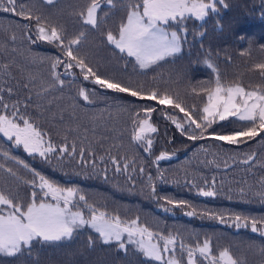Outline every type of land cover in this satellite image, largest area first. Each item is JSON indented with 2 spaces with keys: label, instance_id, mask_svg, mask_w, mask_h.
I'll list each match as a JSON object with an SVG mask.
<instances>
[{
  "label": "trees",
  "instance_id": "1",
  "mask_svg": "<svg viewBox=\"0 0 264 264\" xmlns=\"http://www.w3.org/2000/svg\"><path fill=\"white\" fill-rule=\"evenodd\" d=\"M88 2L55 0L48 5L44 0H18L17 7L23 5L33 15L42 14L51 23L63 26L70 37L85 31L86 38L75 54L85 58L102 78L133 88L143 86L145 92L157 90L178 97L193 118L198 119L196 110L206 97L191 90L207 87L214 80L204 63L209 56L224 84L241 83L246 89L264 85V78L254 69V65L264 63V0H224L227 7L218 3L219 10L204 21L186 20L181 26L187 28L181 33V52L148 69H139L104 38L108 31L117 34L119 24L126 18L123 6L128 0H114V6L101 0L99 29L82 28L76 15ZM13 35L15 41L11 40ZM56 57L66 59L55 43L36 40L34 20L0 10V65L12 64L11 77L0 73V87L7 83L15 89L11 97L5 94V101H23L31 94L30 114L38 116L37 102L50 110L37 119L48 134L45 139H50L55 147L66 144L69 151L73 144L76 147L72 156L51 154L45 160L24 153L0 135V190L17 192L25 202L32 191L37 192L31 184L24 183L33 179V173L24 172L22 165L11 159L14 156L40 174L45 170V177L59 187L77 189L78 195H84L88 204L101 211L119 215L122 220L139 217V223L154 232L176 236L177 256L180 243L194 247L207 239L212 255L230 248L247 264H264V236L259 231L252 232L250 226L251 220H256L258 228H264V223H259L264 221V197L258 194L264 191V133L239 145L212 139L213 131L226 135L241 130L244 122L230 118L214 124L204 139L190 140L191 131L182 134L167 118L172 115L188 128L179 109L101 88L91 79L85 80L79 68L69 70L72 75H67L63 66L58 67L56 71L65 81L64 87L51 90L42 101H37L35 90L30 93L22 85L29 72L50 80V63ZM80 89L88 93V101L79 96ZM145 107L156 109L150 122L157 128L151 134L153 145L147 152L132 140L133 121L144 118ZM53 113L57 114L55 118ZM192 129L196 134L200 131L195 125ZM81 148L83 158L79 154ZM161 153L171 157L156 160ZM249 155L253 159L244 163ZM111 157H116L120 172H116ZM125 163L130 165L127 171L123 170ZM9 168L16 177L7 172ZM200 189L215 190L217 195L202 196ZM168 199L186 204L176 207ZM193 211L194 215H187ZM235 216L247 217L248 226L236 227ZM89 237L93 238L91 245ZM127 247L125 254L116 243L105 245L94 232L83 228L70 240L35 243L30 252L26 250L17 257L0 255V264H159L144 258L131 245ZM197 264H209V260L197 256Z\"/></svg>",
  "mask_w": 264,
  "mask_h": 264
},
{
  "label": "snow or ice",
  "instance_id": "2",
  "mask_svg": "<svg viewBox=\"0 0 264 264\" xmlns=\"http://www.w3.org/2000/svg\"><path fill=\"white\" fill-rule=\"evenodd\" d=\"M44 3L52 5L55 0H44ZM106 3L114 6V0H106ZM218 3L227 7L224 0H128V3L123 6L126 18L119 24L118 33L113 34L112 31H108L104 38L107 44L113 45L120 53L134 58L141 69H148L181 52L182 37L176 28L186 32L187 28L181 27L186 20L195 18L204 21L211 13L219 10ZM17 5L18 0H6V3L5 0H0V10L12 12L29 21L34 20L36 40L48 44L55 43L66 57L65 60H61L59 57L52 59L50 80H45L31 72L27 74L26 82L22 87L29 90L30 93L35 90L37 101H42L51 90L64 87L65 81L56 71L58 67L63 66L67 75H72L69 70L79 68L85 80L91 79L101 88L110 89L116 93H127L132 97H139L141 100H154L160 105L179 109L184 113L188 128H185L184 124L178 122L172 115L167 118L176 125L182 134L191 131L192 134L188 136L190 140L204 139L205 133L214 124L229 121L230 118L244 122L241 130L226 135L215 134L213 131L212 139L224 141L230 145H239L264 133V85L246 89L241 83L224 84L219 69L211 61L210 56L205 59L204 63L213 73L214 80L207 87L191 90L195 95L203 94L206 97L202 107L196 110L198 111L197 119L193 118L191 111L186 110L178 97L174 98L167 93L161 94L157 90L145 92L143 86L133 88L102 78L85 58L75 54L86 38L85 31H79L77 35L70 37L63 26L51 23L42 14L33 15L31 9L26 10L23 5H20L19 8ZM100 11L101 0H89L76 13L81 27L89 26L90 29H99L101 20L98 13ZM107 15L108 13H105V16ZM27 38L31 39V36ZM11 40L15 41L16 36L13 35ZM74 46L76 47L74 48ZM11 68L12 64H2L0 73L11 77ZM254 69L259 70L260 76L264 78V63L254 65ZM12 78L14 79V77ZM14 91L15 89L12 86H7V83L4 87H0V109L3 110L0 111V134L9 141H13L16 147H22L29 155H38L47 160L51 154L57 152V148L50 139L45 140V136L48 134L42 130L37 119L42 118L44 112L50 110L42 103L37 102L35 107L38 110V116L34 117L28 112V107L33 103L31 94L26 96L23 101L19 99L10 103L5 101V94L11 97ZM79 96L83 97L85 101L89 100V95L84 89L79 90ZM155 110L152 107H145L143 109L144 118L133 121L135 127L132 140L142 143L146 152L150 151L153 145L151 134L157 132V128L150 122L151 114ZM56 115L53 113V118ZM60 119H64L62 114ZM192 125H195V129L200 130L198 134L192 129ZM65 139L67 138L65 137ZM59 152L72 156L76 153L75 144L72 145L71 151L65 144L59 148ZM79 154L83 158V148L80 149ZM4 156L7 157L8 153L5 152ZM166 158L167 154L161 153L157 160ZM11 159L16 160L24 169L33 173V179L24 181V183L31 184L34 188L38 187L42 195L32 191L30 198L25 202L17 192L0 190V255L17 257L23 255L26 250L30 252L35 243L55 244L70 240L79 229L87 226L98 233L99 240L103 244L108 245L115 242L118 249L124 251L125 254L128 252L127 246L133 245L143 257L157 261L159 264H184V253L187 254V264H197V256L209 260V264H247L246 259L237 256L230 248H223L218 252V255H212L210 242L207 239L194 247L180 243V255L177 256L176 236L154 232L148 225L139 223V217L122 220L119 215H110L106 211H101L88 204L84 195H78L77 189L61 188L39 172L31 169L23 160H17L14 156ZM252 159L253 156L249 155L244 163H248ZM111 160L116 165V172H120L122 169L116 157H111ZM209 163L212 162L209 161ZM93 166L95 167V165ZM129 166L128 163H125L123 170L127 171ZM0 168H3V165H0ZM140 171L143 172V168ZM7 172L16 177V173L11 168L7 169ZM17 179L19 178L17 177ZM153 192H155L154 188ZM199 194L205 197L217 195L215 190L204 189H200ZM258 194L264 197V191ZM49 197L52 202H49ZM79 202H84V207L88 208V216H85L84 212L80 210ZM167 202L176 207L186 204L185 201L172 199H168ZM194 214V211L187 213L189 216ZM221 222H224L223 218H221ZM234 223L238 228L247 227L249 221L247 217L235 216ZM259 223H264V221ZM250 226L252 232L259 231L264 236V228H258L256 220H251ZM92 243L93 238L89 237V244Z\"/></svg>",
  "mask_w": 264,
  "mask_h": 264
},
{
  "label": "rangeland",
  "instance_id": "3",
  "mask_svg": "<svg viewBox=\"0 0 264 264\" xmlns=\"http://www.w3.org/2000/svg\"><path fill=\"white\" fill-rule=\"evenodd\" d=\"M193 19H194L196 22H198V23L202 22V21H200V20H196L195 18H193ZM179 32H180V35H181L182 31H179ZM117 33H118V32H117ZM111 46L114 47L113 45H111ZM114 48H115V47H114ZM116 50H118V49H116ZM118 51H119V50H118ZM125 55H126V54H125ZM130 58H131L132 61L135 63V65H136L139 69H141V68L139 67V65L136 64L134 58H132V57H130ZM142 119H143V118H142ZM0 135H1L5 140H8V139H7L6 137H4L2 134H0ZM45 140H46V139H45ZM8 141H9V140H8ZM10 142H11L12 145L15 147L13 141H10ZM139 144H140L141 147L144 149L143 144H142V143H139ZM60 147H62V146L56 147V148H57V152H56V153H53V154H52L53 156H55V157H59V155L61 154V153L59 152V148H60ZM19 148H20L24 153L28 154L27 152H25V151L23 150L22 147H19ZM144 151H145V150H144ZM36 156H38V155H36ZM170 157H171V155L167 154V158H170ZM40 158H41V157H40ZM156 160H157V158H156ZM21 168H22V170H23L24 172L29 173V174H32L31 171H29L28 169H24L23 166H22ZM41 175L45 176V170H42ZM45 178H46V177H45ZM37 183H39V181H37ZM34 189H36L37 192H38L39 194H41V190H40L38 187H36V188H34ZM41 195H42V194H41ZM48 200H49V202H52L50 197L48 198ZM79 205L84 207V205H82V204H79ZM73 210H76V209H73ZM80 210L84 212L85 216H88V215H89V210H88V208H86V207H84V208L80 207ZM84 228L89 229L90 231L94 232V233L97 235V237L99 238L98 233H96L93 229H91V228H89V227H87V226H85ZM82 229H83V228H82ZM113 243H115V242H113ZM131 246L135 249V247H134L133 245H131ZM144 258H145V257H144ZM165 258L167 259V255H166ZM146 259H148V258H146ZM148 260H150V259H148ZM183 260H184V264H187V256H184V257H183ZM151 261H153V260H151ZM154 262H157V261H154ZM157 263H159V262H157Z\"/></svg>",
  "mask_w": 264,
  "mask_h": 264
}]
</instances>
